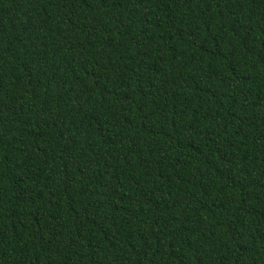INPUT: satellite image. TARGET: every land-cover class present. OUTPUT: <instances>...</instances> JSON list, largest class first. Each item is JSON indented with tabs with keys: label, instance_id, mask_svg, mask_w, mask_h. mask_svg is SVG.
Here are the masks:
<instances>
[{
	"label": "trees",
	"instance_id": "1",
	"mask_svg": "<svg viewBox=\"0 0 264 264\" xmlns=\"http://www.w3.org/2000/svg\"><path fill=\"white\" fill-rule=\"evenodd\" d=\"M0 264H264V0H0Z\"/></svg>",
	"mask_w": 264,
	"mask_h": 264
}]
</instances>
